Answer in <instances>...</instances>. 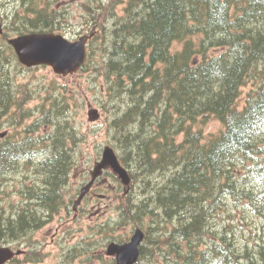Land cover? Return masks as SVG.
<instances>
[{"label": "trees", "instance_id": "1", "mask_svg": "<svg viewBox=\"0 0 264 264\" xmlns=\"http://www.w3.org/2000/svg\"><path fill=\"white\" fill-rule=\"evenodd\" d=\"M41 2L19 0L35 15H25L19 29L57 28L58 13ZM83 3L96 9L86 24L97 25L92 41L99 46L79 72L104 76V125L137 185L119 196V218L107 231L116 224L146 229L137 264L153 255L150 241L156 264H264V0ZM176 42L182 45L174 49ZM0 78V128L7 121L21 127L31 115L28 92L21 95L7 73ZM250 78L258 86L241 98ZM85 91L56 87L42 115L46 133L32 136L37 118L1 139L0 245L29 248L31 235L64 205L86 141L66 113L85 106ZM210 117L224 128L207 136L202 125ZM154 222L162 227L155 240ZM40 260L26 250L8 264Z\"/></svg>", "mask_w": 264, "mask_h": 264}, {"label": "rangeland", "instance_id": "2", "mask_svg": "<svg viewBox=\"0 0 264 264\" xmlns=\"http://www.w3.org/2000/svg\"><path fill=\"white\" fill-rule=\"evenodd\" d=\"M88 1L42 0L41 3L46 5L47 10H50V8L59 9L63 18L65 17V24L60 26L58 29L59 33L66 34L68 38H79L81 35L90 32L91 26L86 24L88 14L89 12H96V9H87L84 6L83 2ZM2 3H6L2 5V9L3 12H8L7 19L10 22V13L15 7L16 0H2ZM95 3L94 5H96ZM18 5L20 6L19 3ZM1 42L2 39L0 38ZM181 45V43H174V49L180 48ZM92 46L96 48L99 46V43L91 41L89 43V50ZM97 58L102 62L103 57L97 56ZM2 64L3 62L0 60V65ZM11 66L17 84L28 85L34 96L26 105L33 107L34 112L21 125V127L27 128V125L34 122L36 118H39L41 124L35 126L36 129L32 132V136H40V133L44 134L47 132L45 129L48 127V124L42 115L45 109L44 105L56 87L60 88L67 85L72 88L80 84L82 90H86L85 100L87 103L85 106H70L67 108L68 110L66 109V115L72 118L71 120H74L78 127L82 128L81 130L86 133V141L82 145L83 159L80 165H75L71 169L70 182L64 189L65 205H63L60 212L52 220L31 235L32 244L44 254V260L28 264H103L104 261L109 260V256L106 254L108 243L118 236L128 239L138 225L116 224L113 229L107 231V225L109 223L113 224L119 218L117 205L119 203V195L123 193V188L118 187L117 182L108 175L104 176L108 181L105 188L102 190L96 189L104 194V196L97 197V195L91 193L83 200L78 211H75L73 208L74 200L76 199L75 195L78 193L83 181H85V176L88 177L90 175L89 171L96 160L95 158L98 156L97 153L101 152L103 145L106 143L116 145L112 134H109L106 130L103 118L97 123H92L88 120L89 108H101L100 103L105 99L104 90L99 88L105 82L104 76L98 71L91 70L78 71L74 74L63 76L56 74L49 66H40L29 70L18 65L15 60L11 61ZM258 83L257 80L250 78L249 82L242 87L243 94L241 98L255 90ZM240 102L242 103L243 99ZM107 114L109 113L107 112ZM21 127L10 125L7 121L4 127L0 128V133L4 131L13 132L16 128ZM202 127L207 136L216 134L224 128L223 124L215 117L208 118ZM1 139L0 137V142ZM24 180L28 184H32L28 177L24 178ZM135 187H137L136 183L131 185L130 188L135 189ZM16 198L18 199V197ZM7 200L9 199H5V202ZM218 215L220 216L218 219L223 217L221 212ZM149 222V219H145L144 221L146 225ZM153 226L155 229H152L151 234L155 240V238H158V232L162 227L156 222L153 223ZM159 245L166 247L162 242ZM147 246L148 250H154V253L149 257V261L144 259L143 264H156L157 260L160 261V256L155 255V251L158 248L151 241Z\"/></svg>", "mask_w": 264, "mask_h": 264}, {"label": "water", "instance_id": "3", "mask_svg": "<svg viewBox=\"0 0 264 264\" xmlns=\"http://www.w3.org/2000/svg\"><path fill=\"white\" fill-rule=\"evenodd\" d=\"M94 30L95 27L90 35H82L74 41L60 33L32 32L10 39V43L15 47L19 60L23 64L48 65L55 73L68 75L78 72L85 63L88 56L87 44L95 34ZM88 115L91 121H96L101 116L97 108H90ZM108 168L118 174L123 184H130L131 177L128 170L121 164L115 149L111 145H106L101 159L95 162L91 171V181L81 189L77 205L89 191L96 177ZM144 236V231L138 227L129 241L111 242L107 247V254L115 256L118 264H135L140 256V244ZM21 253V249L16 250L9 245L0 246V264H6Z\"/></svg>", "mask_w": 264, "mask_h": 264}, {"label": "flooded vegetation", "instance_id": "4", "mask_svg": "<svg viewBox=\"0 0 264 264\" xmlns=\"http://www.w3.org/2000/svg\"><path fill=\"white\" fill-rule=\"evenodd\" d=\"M18 3H19V0H16L15 7L13 8L12 12L10 13L11 15H10V22H9L7 19L8 12L7 11L3 12V9H2V5L6 4V3H2V0H0V38L2 39V42L0 43V60H2V62H3V64L0 65V75L7 73L9 76H11L14 79V86L18 87L21 95H23L24 94L23 84H17L15 76L12 73V69H11V67H12L11 61L15 60L17 62L18 56H17V53L15 51V48L10 44V39L27 33V31H22L23 27L19 29V27L24 26L23 25V22H24L23 17L25 15H23V12H24L23 7L19 6ZM53 11H54V13H58L57 21H56V23H54V25L57 28L53 31H58L60 26L65 24V19H64L65 17L63 18V16L60 13L61 11L59 9H54V8L51 9L50 8L49 13H53ZM76 38L77 37H73L72 39H76ZM20 66L27 68L29 70L33 69V68L27 67L23 64H20ZM0 80H1V78H0ZM29 248H30L29 250H33L35 248V246L30 244ZM38 250H40V249H38ZM43 260H44V254L41 253V260L40 261H43Z\"/></svg>", "mask_w": 264, "mask_h": 264}, {"label": "bare ground", "instance_id": "5", "mask_svg": "<svg viewBox=\"0 0 264 264\" xmlns=\"http://www.w3.org/2000/svg\"><path fill=\"white\" fill-rule=\"evenodd\" d=\"M156 127V126H155ZM154 128V127H153Z\"/></svg>", "mask_w": 264, "mask_h": 264}]
</instances>
